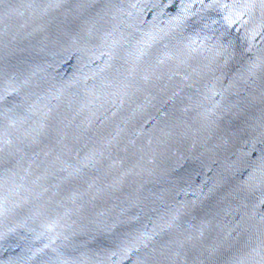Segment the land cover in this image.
<instances>
[{
    "label": "water",
    "instance_id": "obj_1",
    "mask_svg": "<svg viewBox=\"0 0 264 264\" xmlns=\"http://www.w3.org/2000/svg\"><path fill=\"white\" fill-rule=\"evenodd\" d=\"M0 264H264V0H0Z\"/></svg>",
    "mask_w": 264,
    "mask_h": 264
}]
</instances>
